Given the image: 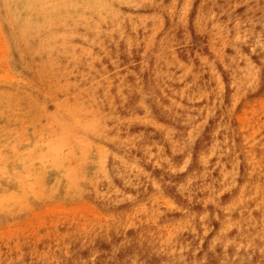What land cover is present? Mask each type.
<instances>
[{
  "label": "rangeland",
  "instance_id": "374dc122",
  "mask_svg": "<svg viewBox=\"0 0 264 264\" xmlns=\"http://www.w3.org/2000/svg\"><path fill=\"white\" fill-rule=\"evenodd\" d=\"M104 1L108 0H0V87L33 90L52 115L60 95L58 81L65 74L62 61L85 58L95 64L97 56L109 61L103 49L89 48L85 35L80 37L83 43H74V28L100 34L101 39L116 35L139 67L157 70L164 63L168 78L172 75L178 86L191 89L192 77L210 79L216 96H189L188 116L195 109L207 115L208 103L215 99L239 137L238 145L230 142L229 151L237 170L220 167L213 178L197 183L205 193L184 197L171 208L156 204L151 189L149 198L131 202L119 214L87 205L82 197L62 209L54 206L25 217L19 222L25 230L14 237L15 243L0 231V264H66L72 244L84 247L113 233L132 235V245L143 255L165 254L191 226L202 232L200 245L217 243L221 260L238 253L246 263L264 264V0H122L138 9L114 11L109 21L93 12L92 25L84 22L83 11ZM55 14L60 21L53 20ZM116 71L109 64L95 72L108 86L105 97H112L109 83ZM78 85L71 95L80 93ZM138 92L135 106L139 99V105L152 108L155 94L148 89ZM101 120L109 137L114 136V125L130 121L111 109ZM67 166L70 171L94 170L80 157L68 159ZM172 177L176 180L180 174ZM209 212L215 213L208 216ZM215 256V250L208 255Z\"/></svg>",
  "mask_w": 264,
  "mask_h": 264
},
{
  "label": "bare ground",
  "instance_id": "6f19581e",
  "mask_svg": "<svg viewBox=\"0 0 264 264\" xmlns=\"http://www.w3.org/2000/svg\"><path fill=\"white\" fill-rule=\"evenodd\" d=\"M137 9L122 0H108L86 8L82 16L90 24L93 12L106 17L101 21H109L108 15L114 11ZM52 18L61 20L57 14ZM99 22L95 20V26L100 27ZM74 29V43H83L80 37L85 35L89 48L103 49L109 61L100 56L95 64L85 58L76 63L62 61L65 74L58 81L60 95L52 115L46 113L42 97L33 90L0 87V231L8 234L11 244L25 230L19 225L23 218L54 206L62 209L71 200L84 197L87 205L119 214L131 202L149 198L152 189L156 204L171 208L182 204L184 197L205 193L197 183L213 178L220 167L225 172L237 170L229 151L230 142L235 140L238 145L239 137L231 131V120L215 99L208 103L207 115L194 108L188 116L189 96L210 92L211 97L216 96L210 79L192 77V88L185 89L172 75L168 78L164 63L157 70L139 67L116 35L101 39L100 34L91 35L82 27ZM109 64L117 71L109 83L112 97H105L108 86L96 79L95 72ZM75 80L81 91L71 95ZM145 89L156 96L152 108L144 102L139 105V99L135 106L138 91ZM107 109L130 119L114 125L113 137L101 120ZM73 157H80L94 170L70 171L67 161ZM174 172L180 174L176 180ZM60 213L53 211L52 215ZM186 231L173 250L149 256L132 245V235L113 233L84 247L74 243L66 264H250L238 253L221 260L217 243L204 247L200 245L202 232L197 233L193 226ZM212 250L218 257H208Z\"/></svg>",
  "mask_w": 264,
  "mask_h": 264
}]
</instances>
